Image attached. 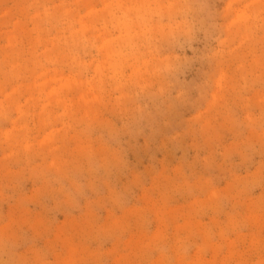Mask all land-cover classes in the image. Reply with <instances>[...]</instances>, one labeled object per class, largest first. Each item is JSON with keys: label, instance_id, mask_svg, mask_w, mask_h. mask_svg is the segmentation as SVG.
Listing matches in <instances>:
<instances>
[{"label": "rangeland", "instance_id": "obj_1", "mask_svg": "<svg viewBox=\"0 0 264 264\" xmlns=\"http://www.w3.org/2000/svg\"><path fill=\"white\" fill-rule=\"evenodd\" d=\"M0 264H264V0H0Z\"/></svg>", "mask_w": 264, "mask_h": 264}]
</instances>
